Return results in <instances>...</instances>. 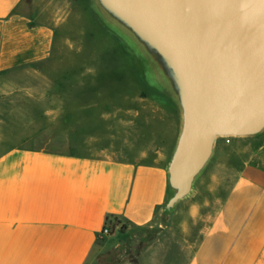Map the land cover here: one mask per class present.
Here are the masks:
<instances>
[{
  "label": "crops",
  "instance_id": "crops-1",
  "mask_svg": "<svg viewBox=\"0 0 264 264\" xmlns=\"http://www.w3.org/2000/svg\"><path fill=\"white\" fill-rule=\"evenodd\" d=\"M37 3L0 0V95L34 103L8 113L67 123L2 131L0 264H85L100 240L135 243L127 264H264V131L217 137L190 192L167 209L182 128L177 93L170 85L150 93L158 109L145 125L92 124L93 115L106 116L92 113L99 98L44 109L56 95V71L44 69L66 65L48 58L69 12L45 20ZM130 65V77L140 78ZM16 74L28 75L12 82ZM107 134L114 148L99 143Z\"/></svg>",
  "mask_w": 264,
  "mask_h": 264
},
{
  "label": "water",
  "instance_id": "water-1",
  "mask_svg": "<svg viewBox=\"0 0 264 264\" xmlns=\"http://www.w3.org/2000/svg\"><path fill=\"white\" fill-rule=\"evenodd\" d=\"M99 1L142 39L163 43L175 66L182 128L168 166L170 209L217 137L264 129V0Z\"/></svg>",
  "mask_w": 264,
  "mask_h": 264
},
{
  "label": "rangeland",
  "instance_id": "rangeland-1",
  "mask_svg": "<svg viewBox=\"0 0 264 264\" xmlns=\"http://www.w3.org/2000/svg\"><path fill=\"white\" fill-rule=\"evenodd\" d=\"M37 4L44 10L45 20L50 15L58 14L61 18L69 12L68 20L58 31L54 52L48 58L66 65L59 66L57 70L44 69L50 73L56 71L52 87L56 95L44 100V109L65 111L70 107L68 102L78 107L89 97L93 102L99 98V106L92 108V113L99 111L106 116L99 118L93 115L92 124L145 125L158 109L150 93L167 92L162 88L170 85L178 95L175 66L171 64L165 45L154 38H148L147 42L139 37L130 26L105 9L99 0H38ZM131 61L133 69L137 67L140 78L130 77ZM26 75L16 74L11 81ZM167 102L164 110L169 115V96ZM33 104L17 94L0 95V142L2 131L8 124L67 123L66 116L35 118L7 111H24ZM179 106L182 122L180 101ZM99 143L114 148L110 134ZM139 235L145 240L153 233L148 229ZM135 253L136 244L131 240H100L85 264L133 263Z\"/></svg>",
  "mask_w": 264,
  "mask_h": 264
},
{
  "label": "built area",
  "instance_id": "built-area-1",
  "mask_svg": "<svg viewBox=\"0 0 264 264\" xmlns=\"http://www.w3.org/2000/svg\"><path fill=\"white\" fill-rule=\"evenodd\" d=\"M101 234L102 235H109L110 234V228H109V226H104L103 227V229H102V231H101Z\"/></svg>",
  "mask_w": 264,
  "mask_h": 264
},
{
  "label": "trees",
  "instance_id": "trees-1",
  "mask_svg": "<svg viewBox=\"0 0 264 264\" xmlns=\"http://www.w3.org/2000/svg\"><path fill=\"white\" fill-rule=\"evenodd\" d=\"M261 132H262V131H261ZM123 229H124V226L121 227V230H123Z\"/></svg>",
  "mask_w": 264,
  "mask_h": 264
}]
</instances>
